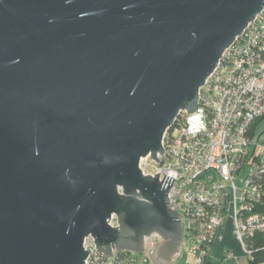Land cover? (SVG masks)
Here are the masks:
<instances>
[{
  "label": "water",
  "instance_id": "water-1",
  "mask_svg": "<svg viewBox=\"0 0 264 264\" xmlns=\"http://www.w3.org/2000/svg\"><path fill=\"white\" fill-rule=\"evenodd\" d=\"M263 7L0 0V264H84L88 236L106 258L175 263V179L140 161L163 165L165 133Z\"/></svg>",
  "mask_w": 264,
  "mask_h": 264
},
{
  "label": "built area",
  "instance_id": "built-area-1",
  "mask_svg": "<svg viewBox=\"0 0 264 264\" xmlns=\"http://www.w3.org/2000/svg\"><path fill=\"white\" fill-rule=\"evenodd\" d=\"M263 113L264 7L223 53L199 90L195 112H181L165 133L163 165L149 157L140 161L144 175L175 179L169 204L182 222L183 242L193 264H204L224 212H229L233 233L247 257L245 236L264 231V215L254 211L264 173V144L256 147L248 136ZM226 190L230 200H225ZM108 224L116 226L114 215ZM156 241L152 238L149 244ZM83 247L90 250L84 264H152L147 254L125 251L106 258L91 236Z\"/></svg>",
  "mask_w": 264,
  "mask_h": 264
},
{
  "label": "crops",
  "instance_id": "crops-1",
  "mask_svg": "<svg viewBox=\"0 0 264 264\" xmlns=\"http://www.w3.org/2000/svg\"><path fill=\"white\" fill-rule=\"evenodd\" d=\"M228 190H226V193ZM232 220L224 218L216 229L212 243L209 246L206 261L208 264H247L248 257L232 232ZM182 246V245H181ZM181 251V247H180ZM189 252V248H188ZM180 255V252H179ZM178 255V256H179ZM177 256V258H178ZM177 258L175 261L177 262Z\"/></svg>",
  "mask_w": 264,
  "mask_h": 264
},
{
  "label": "trees",
  "instance_id": "trees-1",
  "mask_svg": "<svg viewBox=\"0 0 264 264\" xmlns=\"http://www.w3.org/2000/svg\"><path fill=\"white\" fill-rule=\"evenodd\" d=\"M262 122H264V113L254 120L249 130L248 136L255 141L257 140L259 134L264 131V129L258 131V128ZM259 185L260 199L255 205L254 211L264 215V173L262 174ZM244 244L247 251L249 252L247 264H264V231L258 230L246 235L244 238ZM173 264L182 263L175 262ZM204 264H208L206 258H204Z\"/></svg>",
  "mask_w": 264,
  "mask_h": 264
},
{
  "label": "rangeland",
  "instance_id": "rangeland-1",
  "mask_svg": "<svg viewBox=\"0 0 264 264\" xmlns=\"http://www.w3.org/2000/svg\"><path fill=\"white\" fill-rule=\"evenodd\" d=\"M262 129H264V122H262L261 124H260V126H259V128H258V131L259 130H262ZM255 144H256V147H259L261 144H264V131H262L260 134H259V136L257 137V140H256V142H255ZM149 160V159H148ZM230 190H228V192H227V194H226V197H225V200H227V199H229L230 200V198H229V196H230ZM228 204H227V202H225V206H226V210L228 211V206H227ZM226 211V212H227ZM227 217H230V215H229V212L228 213H225L224 212V215L222 216V218H221V221H220V224H221V222L223 221V219L224 218H227ZM231 218V217H230ZM232 220V219H231ZM220 224L218 225V227L220 226ZM217 227V228H218ZM232 232H233V228H232ZM215 235V234H214ZM233 236H234V238H235V235H234V233H233ZM236 239V238H235ZM213 240V239H212ZM212 240L210 241V243H209V245L207 246V254H208V249H209V246H210V244L212 243ZM236 241L239 243V241L236 239ZM240 244V243H239ZM241 245V244H240ZM243 249V248H242ZM244 251V250H243ZM207 254H206V257H207ZM205 257V258H206ZM177 262H179V263H182V264H193V259H192V256H191V254H190V252H188V245H187V243H185V242H183L182 243V246H181V251H180V255L178 256V258H177Z\"/></svg>",
  "mask_w": 264,
  "mask_h": 264
},
{
  "label": "flooded vegetation",
  "instance_id": "flooded-vegetation-1",
  "mask_svg": "<svg viewBox=\"0 0 264 264\" xmlns=\"http://www.w3.org/2000/svg\"><path fill=\"white\" fill-rule=\"evenodd\" d=\"M150 243V241H148Z\"/></svg>",
  "mask_w": 264,
  "mask_h": 264
}]
</instances>
